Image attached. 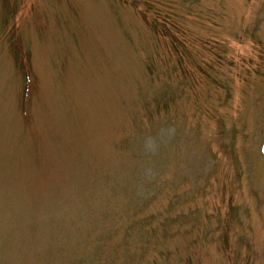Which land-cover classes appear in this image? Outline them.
Wrapping results in <instances>:
<instances>
[{
    "label": "rangeland",
    "instance_id": "obj_1",
    "mask_svg": "<svg viewBox=\"0 0 264 264\" xmlns=\"http://www.w3.org/2000/svg\"><path fill=\"white\" fill-rule=\"evenodd\" d=\"M0 264H264V0H0Z\"/></svg>",
    "mask_w": 264,
    "mask_h": 264
}]
</instances>
